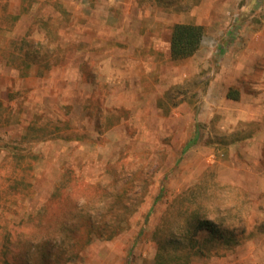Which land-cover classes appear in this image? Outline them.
I'll use <instances>...</instances> for the list:
<instances>
[{
    "label": "rangeland",
    "instance_id": "obj_1",
    "mask_svg": "<svg viewBox=\"0 0 264 264\" xmlns=\"http://www.w3.org/2000/svg\"><path fill=\"white\" fill-rule=\"evenodd\" d=\"M200 1L0 0V264L264 250V55L238 52L262 41L264 0L175 62L152 25Z\"/></svg>",
    "mask_w": 264,
    "mask_h": 264
},
{
    "label": "crops",
    "instance_id": "obj_2",
    "mask_svg": "<svg viewBox=\"0 0 264 264\" xmlns=\"http://www.w3.org/2000/svg\"><path fill=\"white\" fill-rule=\"evenodd\" d=\"M122 2L124 3L125 6L128 5L126 0H122ZM247 5H248L247 0H201L196 4L195 10L192 8V10L196 11L195 12L196 14L191 16L190 19H188L187 16L185 17L182 15H175L172 18L170 17V18H165L164 20L156 21L152 26L163 27L166 30V34L168 35V37L165 38V40L163 39L161 41H165L167 43L165 48H167V50L170 49V53H167V51H165L164 55L166 57H169L175 62L184 61L186 59L192 58L194 55H197L202 48L197 50L193 55L189 57L175 58L172 55L171 44H172L174 28L177 24L199 25L205 29L209 25L211 26V24L212 26H214L219 19L223 18V15L226 11L228 12L231 10L240 11L244 9L248 10L249 7ZM170 10L173 12L179 11V9L176 8H170ZM187 10L188 9H184V12H187ZM194 18L195 20H193ZM140 26L141 28L145 27V25H140ZM241 26L242 28H244V25ZM241 26L238 29H240ZM239 31L241 32L242 30L240 29ZM240 34L243 35L244 33L243 34L240 33ZM261 34L263 36L262 41H259L257 43H251V40L247 39L245 40V42L247 43L244 42V47L238 49V52L244 53V56L248 57L249 59L255 60L261 58L264 55V30L261 32ZM160 35L161 34L158 33L156 37H159ZM250 37H252V34H250ZM159 39H161V37H159ZM137 41L139 42V40ZM154 43L157 44L158 42L156 43L155 41ZM161 43L162 42H160L159 47H157V50L159 49L161 51H157V52L155 51L153 55L149 57L150 59L155 60L159 55H163L164 50L162 51L161 49L162 48ZM237 251H238V253H236L237 256L235 255V260H233L232 264H264V250H262L258 244L254 243L251 244L247 249L244 248ZM247 251L248 254L245 253ZM226 264H230V263H226Z\"/></svg>",
    "mask_w": 264,
    "mask_h": 264
},
{
    "label": "trees",
    "instance_id": "obj_3",
    "mask_svg": "<svg viewBox=\"0 0 264 264\" xmlns=\"http://www.w3.org/2000/svg\"><path fill=\"white\" fill-rule=\"evenodd\" d=\"M204 37V28L193 24H177L174 28L171 50L175 58H186L193 55L200 49ZM230 97H236L234 93H229ZM201 228L216 233L210 221H202Z\"/></svg>",
    "mask_w": 264,
    "mask_h": 264
},
{
    "label": "built area",
    "instance_id": "obj_4",
    "mask_svg": "<svg viewBox=\"0 0 264 264\" xmlns=\"http://www.w3.org/2000/svg\"><path fill=\"white\" fill-rule=\"evenodd\" d=\"M237 15H238V14H237ZM237 15H236V18L234 19L235 21H236V19L238 18V17H237ZM212 43L214 44V42H213V41H212Z\"/></svg>",
    "mask_w": 264,
    "mask_h": 264
}]
</instances>
